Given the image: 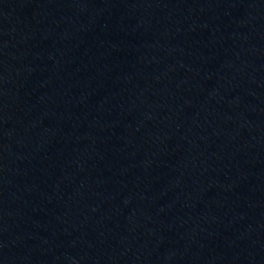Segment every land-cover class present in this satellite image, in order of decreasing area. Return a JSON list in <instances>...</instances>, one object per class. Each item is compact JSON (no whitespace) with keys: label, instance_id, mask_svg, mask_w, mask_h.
Instances as JSON below:
<instances>
[{"label":"water","instance_id":"obj_1","mask_svg":"<svg viewBox=\"0 0 264 264\" xmlns=\"http://www.w3.org/2000/svg\"><path fill=\"white\" fill-rule=\"evenodd\" d=\"M0 264H264V0H0Z\"/></svg>","mask_w":264,"mask_h":264}]
</instances>
